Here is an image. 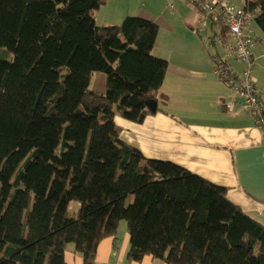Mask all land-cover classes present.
<instances>
[{"label": "trees", "instance_id": "1", "mask_svg": "<svg viewBox=\"0 0 264 264\" xmlns=\"http://www.w3.org/2000/svg\"><path fill=\"white\" fill-rule=\"evenodd\" d=\"M107 1L0 0V47L14 55L0 58V264H67L70 244L97 264L122 221L131 263L264 264V223L227 188L122 141L116 116L142 124L168 104L170 64L153 55L152 19L99 27ZM245 3L264 34V0Z\"/></svg>", "mask_w": 264, "mask_h": 264}, {"label": "crops", "instance_id": "2", "mask_svg": "<svg viewBox=\"0 0 264 264\" xmlns=\"http://www.w3.org/2000/svg\"><path fill=\"white\" fill-rule=\"evenodd\" d=\"M147 7V15L141 17L158 23L163 16L158 18L152 7ZM192 31L202 38L203 31ZM200 42L203 46L200 54L180 53L176 64L170 62L162 87L169 99L167 105H161L163 111L148 116L142 124L115 117L116 124L122 128L121 139L147 159L174 163L227 188L232 203L264 223V134L250 112L236 104L238 97L215 75L212 59L215 53L210 52L213 43L207 40L209 46L203 40ZM252 51L253 77L264 93L262 38L253 43ZM226 63L238 75L246 69V65L231 58ZM226 105L233 109H226ZM127 228L101 242L97 264H163L155 262L151 256L141 262H129ZM65 261L67 264L84 263L83 257L70 246Z\"/></svg>", "mask_w": 264, "mask_h": 264}, {"label": "rangeland", "instance_id": "3", "mask_svg": "<svg viewBox=\"0 0 264 264\" xmlns=\"http://www.w3.org/2000/svg\"><path fill=\"white\" fill-rule=\"evenodd\" d=\"M237 8L245 6L244 0H230ZM152 7V12L159 18L157 20L160 26L159 38L153 50V55L165 59L173 64L178 62L180 53L185 54H200L203 46L201 40L207 45L206 37L213 35L215 44H211L210 52H218L224 57V49L220 41L214 34V29L206 32L200 27L203 34H194L192 29L198 27L197 22L201 18V13L198 8L192 3L185 0H108L107 3L99 10L93 12L96 24L99 27L117 26L129 16L147 15V6ZM151 12V11H150ZM216 29H218L216 27ZM255 33L264 41V34L259 30L256 23L254 24ZM195 40V41H194ZM256 40V41H258ZM197 41V42H196ZM0 58L8 62L14 61V55L7 48L0 47ZM106 76L101 73H96L92 77L90 89L100 94L105 93ZM80 209L79 202H73L69 208L71 216H77ZM127 222L122 221L119 225V232L127 228ZM128 229V228H127ZM74 247L73 244L69 245Z\"/></svg>", "mask_w": 264, "mask_h": 264}, {"label": "built area", "instance_id": "4", "mask_svg": "<svg viewBox=\"0 0 264 264\" xmlns=\"http://www.w3.org/2000/svg\"><path fill=\"white\" fill-rule=\"evenodd\" d=\"M191 3L201 13L197 24L206 31L210 28L215 30L214 34L224 49L222 60L231 58L246 65L242 75L223 64H218L214 73L238 97L236 104L250 112L264 134V93L259 90L253 77L252 45L259 38L254 29L256 14L247 10L246 4L243 8H237L230 0H193ZM193 29L196 33L202 32L198 27ZM213 38V35L209 36L208 41L212 42ZM227 108L233 109V106L227 105Z\"/></svg>", "mask_w": 264, "mask_h": 264}, {"label": "water", "instance_id": "5", "mask_svg": "<svg viewBox=\"0 0 264 264\" xmlns=\"http://www.w3.org/2000/svg\"><path fill=\"white\" fill-rule=\"evenodd\" d=\"M151 109L153 110V112H157V110H158V103L155 101V102H152L151 103Z\"/></svg>", "mask_w": 264, "mask_h": 264}, {"label": "clouds", "instance_id": "6", "mask_svg": "<svg viewBox=\"0 0 264 264\" xmlns=\"http://www.w3.org/2000/svg\"><path fill=\"white\" fill-rule=\"evenodd\" d=\"M208 40V39H207ZM212 43H213V41H212ZM223 58V57H222ZM226 62V61H225ZM230 89V88H229ZM231 90V89H230ZM226 109H228L227 108V105H226V107H225ZM231 110V109H230ZM253 119V118H252ZM254 121V120H253ZM255 123V122H254ZM256 125V124H255ZM257 126V125H256ZM258 127V126H257Z\"/></svg>", "mask_w": 264, "mask_h": 264}]
</instances>
